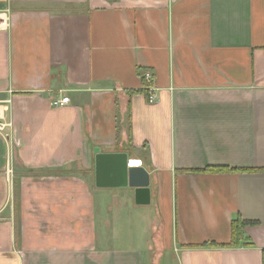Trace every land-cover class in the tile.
<instances>
[{"label":"crops","instance_id":"0c3cea01","mask_svg":"<svg viewBox=\"0 0 264 264\" xmlns=\"http://www.w3.org/2000/svg\"><path fill=\"white\" fill-rule=\"evenodd\" d=\"M0 117V264H264V172L184 171L264 168V0H0Z\"/></svg>","mask_w":264,"mask_h":264},{"label":"water","instance_id":"95a60500","mask_svg":"<svg viewBox=\"0 0 264 264\" xmlns=\"http://www.w3.org/2000/svg\"><path fill=\"white\" fill-rule=\"evenodd\" d=\"M96 151V185L98 187H133L137 205L152 201L150 172L143 165L132 166L125 152L104 153ZM129 161L131 164H129Z\"/></svg>","mask_w":264,"mask_h":264},{"label":"trees","instance_id":"16d2710c","mask_svg":"<svg viewBox=\"0 0 264 264\" xmlns=\"http://www.w3.org/2000/svg\"><path fill=\"white\" fill-rule=\"evenodd\" d=\"M139 75L142 78L143 82V89L141 90L146 97L148 98V91L147 87L148 83L143 79V70H138ZM185 172H214V173H221V172H231V171H252V172H264V168H254V169H244V168H233V167H227V166H209L204 169H187L184 170ZM257 221H248L241 218H236L231 222V240L228 243H217V242H208L205 245L212 246V247H239L243 245H252L251 242H245V236H244V229L246 226L249 225H257ZM190 247H193V245H189Z\"/></svg>","mask_w":264,"mask_h":264},{"label":"built area","instance_id":"2783aa9c","mask_svg":"<svg viewBox=\"0 0 264 264\" xmlns=\"http://www.w3.org/2000/svg\"><path fill=\"white\" fill-rule=\"evenodd\" d=\"M142 79V78H141ZM143 79L148 83L147 91H148V100L150 102L154 101L155 98V86H154V75L151 71H145L143 74ZM70 102V98L68 96L63 97L62 99L56 100L55 104L64 106ZM12 123L11 122H5L3 119L0 117V136H3L6 129L8 127H11ZM132 161V160H131ZM135 161H133L134 163ZM137 165V164H136ZM140 165H142V162H140Z\"/></svg>","mask_w":264,"mask_h":264},{"label":"bare ground","instance_id":"6f19581e","mask_svg":"<svg viewBox=\"0 0 264 264\" xmlns=\"http://www.w3.org/2000/svg\"><path fill=\"white\" fill-rule=\"evenodd\" d=\"M133 164L138 165V164H140V161H135Z\"/></svg>","mask_w":264,"mask_h":264}]
</instances>
